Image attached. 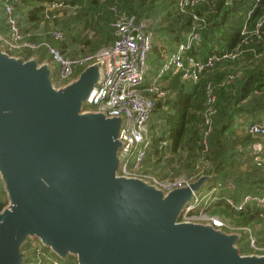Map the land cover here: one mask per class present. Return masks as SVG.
<instances>
[{
    "label": "water",
    "instance_id": "water-1",
    "mask_svg": "<svg viewBox=\"0 0 264 264\" xmlns=\"http://www.w3.org/2000/svg\"><path fill=\"white\" fill-rule=\"evenodd\" d=\"M54 74L0 44V264H23L28 240L77 264H264L239 232L180 220L214 175L164 191L119 174L123 118L83 110L98 62L62 86Z\"/></svg>",
    "mask_w": 264,
    "mask_h": 264
},
{
    "label": "trees",
    "instance_id": "trees-1",
    "mask_svg": "<svg viewBox=\"0 0 264 264\" xmlns=\"http://www.w3.org/2000/svg\"><path fill=\"white\" fill-rule=\"evenodd\" d=\"M4 2L0 0V36L6 38L10 28ZM13 4L12 15L23 40L38 45L35 50L22 48L11 51L13 55L20 54L26 59L33 53L44 59L46 55H50L48 48H54L62 55L72 58L94 54L103 48L98 46L100 40L88 35L81 38L80 25L83 29L91 28V33L97 35L105 31L104 27H110L113 44L116 13L112 8L136 19H154L167 6L168 10L162 17L166 25L149 28L154 37L156 33H170L169 38L176 42L174 49L167 53L170 54L176 50L178 43L185 40L196 16L201 36L197 46L200 44L203 50L208 51V55H215L219 59L212 67L203 71L196 83L182 80L179 74L165 76L167 97L164 104L161 101L155 104L151 118V124L152 119L153 122L162 119L163 123L157 127L153 123V131L152 126L149 127L151 143L144 161L145 167L159 179L179 176L170 173V167L176 162L174 159H165L161 166L162 171L166 170L165 173H156L155 165L161 163L166 154L162 149L163 141L166 140L169 150L175 152L186 138V145L193 149L189 151V161L186 160L190 169L183 174L196 177L203 174L214 175L212 184L219 183V197L230 195L235 202H239L246 194L256 195L264 191V135L255 137L247 132L250 124L264 118V24L257 33H253L256 20L264 12V0H215L187 7L184 12L178 11L176 0H18ZM56 4L61 6L57 7ZM250 10L252 14L247 17ZM61 17H68L63 22V27L56 24L46 32L42 29V23H55ZM56 33L60 35L55 37ZM73 42L80 43L88 52H67V46ZM228 53H234L235 56L221 58ZM80 70L81 68H76L75 75ZM147 83L149 82L144 85ZM207 83L213 88L215 101L214 112L209 115V131L205 134L207 127L203 124V112L206 106L204 87ZM244 99L247 100L243 101ZM240 115L252 117L242 132H239L240 124L236 121ZM256 142L262 148L254 152L252 149ZM182 160L184 159H177ZM227 179L234 185L232 193L226 188ZM4 196L0 185V209L5 205ZM215 203L218 206L215 210L217 213L226 212L229 215L228 211L231 212L238 224L257 222L262 225L264 222V211L253 204L241 211H234L222 199ZM253 233L257 242L264 245V224L253 228ZM239 246L242 253L249 250L245 236H242ZM22 250L26 253L23 264H35L37 255L32 241L28 240ZM69 260L73 258L70 257Z\"/></svg>",
    "mask_w": 264,
    "mask_h": 264
},
{
    "label": "built area",
    "instance_id": "built-area-1",
    "mask_svg": "<svg viewBox=\"0 0 264 264\" xmlns=\"http://www.w3.org/2000/svg\"><path fill=\"white\" fill-rule=\"evenodd\" d=\"M5 12L10 28L9 36H0V44L7 52L28 48L37 49L38 45L23 40L19 32L17 21L13 17L14 2L18 0H4ZM215 0H176L178 11L184 12L187 7H192L203 2L212 3ZM258 2L259 0H255ZM55 6H61L56 4ZM113 22L115 40L113 44L102 48L94 54L78 57L62 55L54 48H48L53 64L56 65L54 74L55 86H62L76 77V68L81 70L89 63L98 62L102 70V78L89 99L90 110L104 112L107 116H121L123 118L118 139L122 142L119 149L120 167L119 174L128 177L142 178L158 188L168 191L172 188L186 185L198 177L181 174L177 177L159 179L145 167L144 161L148 155L151 137L149 133V121L155 109V104L161 101L164 104L168 91L164 88V79L167 74H179L182 80L198 82L203 71L212 67L219 59L215 55H208L204 60L194 54V48L200 41L199 19L194 16V23L185 36L183 42L178 43L176 50L167 54L153 79L144 85L149 70L148 58L153 48V32L149 28V22L145 18L136 19L134 16L118 12ZM252 14L248 11L247 17ZM264 24V12L255 22L253 33ZM246 23L244 31H246ZM60 34L56 33L55 37ZM9 52V53H10ZM235 56L234 53L222 55L221 58ZM238 75V73L236 74ZM205 110L203 112V124L207 127L204 133L209 131V115L214 112L215 94L210 83L205 84ZM251 136L264 135V118L247 127ZM204 144L205 140H204ZM260 143L253 144V151H260ZM257 158V157H256ZM204 175V174H203ZM201 176V175H200ZM219 183L213 185L210 193L219 189ZM226 188L232 193L234 185L230 179L226 180ZM209 196V195H208ZM204 195L198 192L193 195L192 201L184 208L180 220L210 223L214 227L227 232H237L232 229L224 219L215 216L210 211L209 205L213 200L209 197L203 203ZM225 202L228 208L241 211L249 204L264 211V191L260 194H246L239 202L229 196L218 198ZM215 202V201H213ZM250 253L264 254V245H260L254 236L253 229L243 228ZM36 251L35 264H77L76 260H60L53 256L50 250L44 248L39 242L32 241Z\"/></svg>",
    "mask_w": 264,
    "mask_h": 264
},
{
    "label": "crops",
    "instance_id": "crops-1",
    "mask_svg": "<svg viewBox=\"0 0 264 264\" xmlns=\"http://www.w3.org/2000/svg\"><path fill=\"white\" fill-rule=\"evenodd\" d=\"M163 9L164 10L159 11L157 17L154 19L144 17L149 22V26L151 28L152 27L157 28V26H165L166 25L165 24L166 22L162 20V17L164 15V13L168 10V6L164 7ZM159 21H160V24H159ZM103 29L105 31L103 33H100V34L98 33V35L96 33L90 34L91 37L93 36V39L100 40L99 45H98L100 48L101 47L105 48V47L110 46L109 44H112V40H113L112 30L110 29V27H104ZM169 37H170V33H164V32L156 33V36L154 37V40H153V48H152L153 50L150 53L149 58H148L149 70H148V73L146 75L145 82H150L153 79V77L155 76L158 68L160 67L164 57L167 55L168 52H170L176 46V42L172 41ZM76 44L74 42L70 43V45L67 46V48H66L67 52L73 51L72 54H74V53L79 54V53L88 52V50L85 49L83 45H80L78 43H76ZM194 53L199 58H205L209 54L207 50L202 49V46H200V44L197 47H195ZM16 56L23 57V55H20V54H18V55L16 54ZM34 56L40 58L39 54L33 53V55L31 57H34ZM46 56L47 57L44 59L40 58L42 62L46 61V60L48 61L49 55H46ZM163 83H164V85H167V79L166 78L164 79ZM258 94H260V92H258ZM246 100L247 99H244L243 101H246ZM193 112H194V109H193ZM251 119H252V117H250V116L247 117V116L240 115L239 117H237L236 121L240 124L239 125V132H242V130H244L246 128L247 123ZM153 123L155 124V127H157L161 123H163V120L157 119L156 122L155 121L153 122V119H152V124H151V119H150L149 127L152 126V131L155 130ZM243 133H244V131H243ZM243 146H245V145L243 144ZM243 146H241V148H243ZM162 149L165 150L166 154H165V156H163V159H162L163 161L161 163L157 164V166L155 165V172L158 174L166 172V170L162 171V168H161L163 163H165L164 161H166L165 159H170V160L174 159L177 162V159H179V158L180 159H185L187 157L190 158L191 154L189 153V151H191L193 148H191L190 146L188 147L186 145V138H185L183 140L182 145H180V147L175 152H172L169 150V143L166 140L163 141V143H162ZM176 162H175V164H176ZM212 180L208 181L201 188L200 192L202 195H204L205 199L209 197V200L219 202L220 201L218 199V198H220L219 197V190H216L213 193H210V189L214 185V184H212ZM0 185L2 187L1 180H0ZM2 190H3V187H2ZM3 192H4V190H3ZM4 194H5V192H4ZM205 199L203 198V201H202L203 203L205 202Z\"/></svg>",
    "mask_w": 264,
    "mask_h": 264
},
{
    "label": "rangeland",
    "instance_id": "rangeland-1",
    "mask_svg": "<svg viewBox=\"0 0 264 264\" xmlns=\"http://www.w3.org/2000/svg\"><path fill=\"white\" fill-rule=\"evenodd\" d=\"M70 17V16H69ZM65 18H67L68 19V17H65ZM67 19H64V18H62L61 17V19H60V21L58 20V22L56 21L55 23H54V21H50V22H44V23H42L41 24V27H42V29L46 32L48 29H51L53 26H55L56 24L58 25V27H63V22L64 21H67ZM56 25V26H57ZM80 28L81 29H79V31H80V33H81V38H84V37H86L87 35L88 36H90V34H91V28H87V27H85L84 29L82 28V26L80 25ZM87 30V31H86ZM44 31H42V32H44ZM79 41V40H78ZM80 42V41H79ZM78 44H80V43H78ZM10 52V51H9ZM11 53V52H10ZM14 53V52H13ZM12 54V53H11ZM15 55V54H14ZM52 60V57L49 55L48 56V61H51ZM51 64H52V66H53V69L54 70H56V65L55 64H53L52 62H51ZM83 110H90V107L88 106V105H83ZM189 159V157H187V158H185L184 160H182V161H177L176 162V164H174L172 167H170V172H171V175H181V174H183V173H186L187 172V170H189L190 169V166H188L187 164V161L186 160H188ZM189 161V160H188ZM187 163V164H186ZM4 199H5V204L7 203V197H6V195L4 196ZM213 203H215V202H212V207L210 206V211L212 212V214L213 215H215V216H219V218L221 217L222 219H224L229 225H231L232 226V229L234 230V231H237V232H239L242 236H245V234L243 233V228L244 227H249V228H259V227H262L263 226V224H264V222L262 223V225L261 224H259V223H257V222H255V223H248L247 225H246V223L245 224H238L237 222H236V219L234 218V217H232V214H231V212H229L228 211V213H230L229 215H227V213L226 212H223L222 214L221 213H217L215 210L218 208V206H217V203H215V204H213ZM248 253H250V250H248L246 253H243V254H248Z\"/></svg>",
    "mask_w": 264,
    "mask_h": 264
}]
</instances>
